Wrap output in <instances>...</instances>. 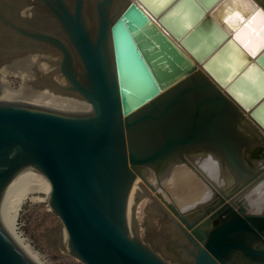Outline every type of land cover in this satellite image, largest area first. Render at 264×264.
Wrapping results in <instances>:
<instances>
[{"label": "water", "instance_id": "95a60500", "mask_svg": "<svg viewBox=\"0 0 264 264\" xmlns=\"http://www.w3.org/2000/svg\"><path fill=\"white\" fill-rule=\"evenodd\" d=\"M172 1L0 0V53L56 46L90 112L0 102V197L41 167L85 264H264V133L240 107L264 127V54L237 39L248 15L229 30V0ZM0 264H40L1 215Z\"/></svg>", "mask_w": 264, "mask_h": 264}, {"label": "bare ground", "instance_id": "6f19581e", "mask_svg": "<svg viewBox=\"0 0 264 264\" xmlns=\"http://www.w3.org/2000/svg\"><path fill=\"white\" fill-rule=\"evenodd\" d=\"M174 1L176 0H173L171 4ZM219 1L220 0L216 1L207 12ZM139 5L149 14L152 21L163 28L168 35L177 42L176 38L159 22V15L162 12L158 15H154L146 9L144 5L140 3ZM232 33L233 32H229V36H232ZM223 41L224 40H222L221 43H223ZM232 51H234V49ZM187 54L194 58L190 52L187 51ZM256 57L257 56H253L251 60L254 61ZM59 60L58 48L53 45L30 44L9 53H2L0 55V89L4 92L5 99L0 96V102L16 104L22 102H40L62 113L73 115L90 114L88 106L84 103V96L76 93V91H70L68 89V86L71 84L66 77V80L64 79L63 82L57 78ZM248 64H250V62L243 64L235 75L240 74V72L247 68ZM261 66L264 67L263 65ZM249 71L250 72H248L246 76L248 80L246 78L245 80L247 82L251 80L253 84L259 77L252 70ZM9 76L22 79V85L19 88L12 86ZM253 78L255 80H253ZM240 107L243 113L264 133V127L250 115L249 110L247 111L242 106ZM40 181H43L41 167L25 165L16 171L8 180L4 194L0 197V215L4 230L22 251L30 256L36 255V261L40 264H51L29 244V240L19 230L18 226V217L22 210V206L29 197L35 202H50L51 200V189L32 186V183ZM40 191H44L46 195L42 196L37 194ZM61 228V238L58 244L64 250L69 251L64 245L63 227Z\"/></svg>", "mask_w": 264, "mask_h": 264}, {"label": "rangeland", "instance_id": "374dc122", "mask_svg": "<svg viewBox=\"0 0 264 264\" xmlns=\"http://www.w3.org/2000/svg\"><path fill=\"white\" fill-rule=\"evenodd\" d=\"M57 75V78L63 82L64 74L59 70ZM9 79L15 88L22 85V79L19 77L9 76ZM37 194L46 195L44 191ZM29 198L23 204L18 217L19 230L29 240V244L51 264H85L58 244L62 232L60 229H62L63 224L56 210L52 208L49 202H35L31 197Z\"/></svg>", "mask_w": 264, "mask_h": 264}, {"label": "snow or ice", "instance_id": "6c2138e0", "mask_svg": "<svg viewBox=\"0 0 264 264\" xmlns=\"http://www.w3.org/2000/svg\"><path fill=\"white\" fill-rule=\"evenodd\" d=\"M229 5L234 9L227 18L229 30L234 31L236 25L242 23L245 15H248L250 22L237 35V39L252 56L264 54V9L257 11L254 0H229ZM252 12L256 14L252 16Z\"/></svg>", "mask_w": 264, "mask_h": 264}]
</instances>
